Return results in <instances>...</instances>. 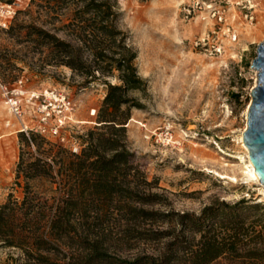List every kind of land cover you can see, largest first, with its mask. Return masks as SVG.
Here are the masks:
<instances>
[{
    "label": "rangeland",
    "instance_id": "1",
    "mask_svg": "<svg viewBox=\"0 0 264 264\" xmlns=\"http://www.w3.org/2000/svg\"><path fill=\"white\" fill-rule=\"evenodd\" d=\"M93 1L109 7L110 21L135 51L134 64L145 83L144 90L127 94L130 111L124 128L132 166L127 176L116 174L121 190L130 182L136 191L134 199L155 196L151 198L155 204L144 209L160 215L197 217L205 208L214 210L221 203L227 205L223 212L230 213L237 205H264V188L248 180L247 151L242 146L246 108L257 81L252 62L264 42V0H203L206 5L221 6L239 34L231 53L219 58L193 47L195 39L213 28V21L207 9L192 10L190 0H0V20L5 18V6L12 5L15 11L6 27L0 26V85L10 89L22 79L26 91L64 90L77 104L79 124L74 133L81 151L89 134L100 132L96 118L105 83L119 84L112 77L86 74L95 66L93 37L100 27L94 15L86 12ZM245 13L253 16L251 25L244 20ZM21 132L20 120L1 100L0 205L10 194L22 200L27 184L45 201L60 181L56 172L34 179L25 176L34 149L22 144ZM37 136L44 148L68 152ZM129 207L139 208L130 206L126 197L115 196L102 210L86 214L108 219L112 239L101 253L114 263L151 255L158 245L120 241V226L132 217ZM70 217L82 215L75 212ZM145 227L152 233L171 228L167 222ZM0 264L28 263L19 249L0 243Z\"/></svg>",
    "mask_w": 264,
    "mask_h": 264
},
{
    "label": "trees",
    "instance_id": "2",
    "mask_svg": "<svg viewBox=\"0 0 264 264\" xmlns=\"http://www.w3.org/2000/svg\"><path fill=\"white\" fill-rule=\"evenodd\" d=\"M88 9L100 27L93 37L95 66L86 74L112 77L119 84L105 83L106 94L96 118L100 132L89 134L86 148L78 155L44 148L37 135L20 133L22 144L34 149L25 176L34 179L56 172L60 181L45 201L28 184L22 200L8 196L0 205V243L19 249L28 264H264V205H237L230 213L223 212L227 205L221 203L214 210L205 208L197 217L160 215L144 209L155 204V196L134 199L136 191L130 182L123 190L116 183V174L127 176L132 166L124 128L130 111L127 94L144 90L145 83L134 64L135 51L110 21L109 7L93 1ZM59 44L70 48L69 44ZM115 196L126 197L130 206H139L129 207L132 217L120 226V241L155 242L158 245L153 254L114 263L101 253L112 239V229L105 216L86 214L102 210ZM75 212L82 217H70ZM166 222L171 228L165 232L152 233L145 227Z\"/></svg>",
    "mask_w": 264,
    "mask_h": 264
},
{
    "label": "built area",
    "instance_id": "3",
    "mask_svg": "<svg viewBox=\"0 0 264 264\" xmlns=\"http://www.w3.org/2000/svg\"><path fill=\"white\" fill-rule=\"evenodd\" d=\"M190 1L192 10L207 9L213 21V28L195 39L193 47L210 58L230 54L231 49L238 42L239 34L228 22L221 6L206 5L203 0ZM4 8L5 18L0 20L1 27H6V20L15 14L12 5ZM244 20L251 25L253 16L245 13ZM234 56L237 55L234 54ZM22 85V79L15 82L10 89L0 85V101L2 100L8 111L20 120L21 131L49 139L73 155L80 154L82 144L79 137L75 136L77 133H74L75 125L79 124L75 120L77 104L64 90L46 88L39 91H26ZM93 114L94 111H91V115Z\"/></svg>",
    "mask_w": 264,
    "mask_h": 264
},
{
    "label": "water",
    "instance_id": "4",
    "mask_svg": "<svg viewBox=\"0 0 264 264\" xmlns=\"http://www.w3.org/2000/svg\"><path fill=\"white\" fill-rule=\"evenodd\" d=\"M252 67L257 71V81L251 90L242 141L255 174L264 186V42L257 48Z\"/></svg>",
    "mask_w": 264,
    "mask_h": 264
},
{
    "label": "bare ground",
    "instance_id": "5",
    "mask_svg": "<svg viewBox=\"0 0 264 264\" xmlns=\"http://www.w3.org/2000/svg\"><path fill=\"white\" fill-rule=\"evenodd\" d=\"M250 103L247 105V108H246V112H247V109L249 107ZM242 146L243 148L246 150L245 146L243 145V141H242ZM247 151V150H246ZM222 153H225V152H222ZM227 154V153H226ZM229 155V154H228ZM231 155V154H230ZM233 156L236 160L238 161H244V158L242 156H234V155H231ZM247 158H248V155H247ZM246 158V159H247ZM247 176H248V180L251 181V182H255L256 184L260 185L262 188H264V186H262L260 184V181L257 177V175L255 174V170L253 168V166L251 165L249 159H248V167H247ZM221 177L225 178V179H228L230 176H227L225 174H221ZM231 179V178H230Z\"/></svg>",
    "mask_w": 264,
    "mask_h": 264
}]
</instances>
